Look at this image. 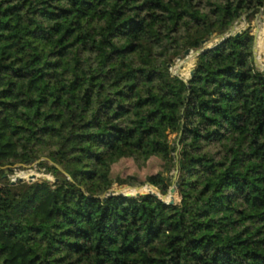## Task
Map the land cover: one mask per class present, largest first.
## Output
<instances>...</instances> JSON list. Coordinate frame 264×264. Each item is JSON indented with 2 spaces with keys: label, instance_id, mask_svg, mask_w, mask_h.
Instances as JSON below:
<instances>
[{
  "label": "trees",
  "instance_id": "trees-1",
  "mask_svg": "<svg viewBox=\"0 0 264 264\" xmlns=\"http://www.w3.org/2000/svg\"><path fill=\"white\" fill-rule=\"evenodd\" d=\"M261 13L264 0H0V264H264V68L251 26L230 30ZM186 50L184 79L171 67ZM153 157L145 183L174 187L172 202L109 192L125 188L121 159ZM33 163L51 179L12 181Z\"/></svg>",
  "mask_w": 264,
  "mask_h": 264
},
{
  "label": "rangeland",
  "instance_id": "rangeland-1",
  "mask_svg": "<svg viewBox=\"0 0 264 264\" xmlns=\"http://www.w3.org/2000/svg\"><path fill=\"white\" fill-rule=\"evenodd\" d=\"M236 27L234 32L242 31L249 25L251 26V33L254 34L256 30L262 29L264 31V15L258 14L255 18L252 19L251 22H247L244 17L238 19L236 21ZM218 39L212 37L208 42L207 46H211L213 43L217 42ZM255 51V58L258 66L260 68H264V49H260L257 47L256 44ZM194 53L190 52L187 56L184 58H176L175 64L171 67V71L179 75L180 77L187 79L190 76V69L194 65ZM175 131H168L166 133L165 138L170 141L171 143H174L175 141ZM161 169V160L158 157H153L149 159L146 163L140 164L133 159L124 158L121 159L118 163L115 164L113 168V178L115 177H121L124 178V187L127 189H134L136 186H142V188L137 192H133L132 194L137 195V193H147L151 190L146 185V177L150 174L156 173ZM10 178H21L25 181H30L32 179H36L38 177H47V175H44L43 172L39 171L35 164L25 165L23 167H19L18 165L13 166L12 170L9 172ZM134 177L136 180V184H130L126 181L127 177ZM33 177V178H32ZM124 188V189H125ZM127 190H122L121 188H116V186L110 185L109 192L113 194H126ZM175 200H178L177 194H174ZM169 200V198H167ZM25 199L22 198L20 200V203H24ZM1 218V216H0ZM16 219V211L12 210L9 212V215L6 219V222L8 225H11L14 223ZM0 239H6L3 232L0 230Z\"/></svg>",
  "mask_w": 264,
  "mask_h": 264
},
{
  "label": "water",
  "instance_id": "water-1",
  "mask_svg": "<svg viewBox=\"0 0 264 264\" xmlns=\"http://www.w3.org/2000/svg\"><path fill=\"white\" fill-rule=\"evenodd\" d=\"M238 21V20H237ZM236 24H237V22H235L234 24H233V26L231 27V32H234V30H235V27H236ZM257 31H258V29L256 30V32L254 33V52L255 51H257V49H256V44H257ZM241 31H238V32H236L237 34L238 33H240ZM187 55L189 54V51L188 50H186V52H185ZM254 56H255V53H254ZM255 61H256V58H255ZM33 178V177H32ZM21 179V178H20ZM146 185H147V187L149 188V189H155L154 187H152L151 185H150V183H146ZM142 188V186H136V187H134V189H135V191H139L140 189ZM156 190V189H155ZM173 192H174V187H172L171 189H170V191L167 193V194H165V195H161V193L159 192V190H156V195H158V196H162V197H164V198H169L170 200L168 201V203L169 202H172V195H173ZM124 195H127V196H137V195H142V193H137V195H134V194H124ZM106 196H108V194H106V195H101L100 197L102 198V197H106Z\"/></svg>",
  "mask_w": 264,
  "mask_h": 264
},
{
  "label": "built area",
  "instance_id": "built-area-1",
  "mask_svg": "<svg viewBox=\"0 0 264 264\" xmlns=\"http://www.w3.org/2000/svg\"><path fill=\"white\" fill-rule=\"evenodd\" d=\"M47 178H48V179H51L50 176H47ZM15 180H16V178H12V181H15Z\"/></svg>",
  "mask_w": 264,
  "mask_h": 264
},
{
  "label": "bare ground",
  "instance_id": "bare-ground-1",
  "mask_svg": "<svg viewBox=\"0 0 264 264\" xmlns=\"http://www.w3.org/2000/svg\"><path fill=\"white\" fill-rule=\"evenodd\" d=\"M257 33H258V31H257ZM122 190H131V188H130V189L125 188V189H122ZM126 192H127V191H126Z\"/></svg>",
  "mask_w": 264,
  "mask_h": 264
}]
</instances>
